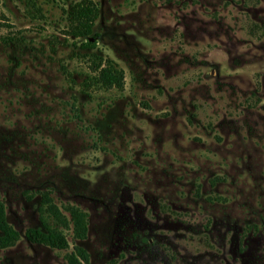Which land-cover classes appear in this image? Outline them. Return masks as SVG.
I'll return each mask as SVG.
<instances>
[{
    "label": "rangeland",
    "instance_id": "rangeland-1",
    "mask_svg": "<svg viewBox=\"0 0 264 264\" xmlns=\"http://www.w3.org/2000/svg\"><path fill=\"white\" fill-rule=\"evenodd\" d=\"M75 1L0 0V264H264V0H93L88 37ZM44 190L66 248L24 236Z\"/></svg>",
    "mask_w": 264,
    "mask_h": 264
},
{
    "label": "trees",
    "instance_id": "trees-1",
    "mask_svg": "<svg viewBox=\"0 0 264 264\" xmlns=\"http://www.w3.org/2000/svg\"><path fill=\"white\" fill-rule=\"evenodd\" d=\"M97 15V7L93 0H76L70 4L66 11L67 24L64 32L74 37H88L92 31L94 18ZM89 43V41H85ZM93 74L84 85L96 84L102 87L121 88L123 85L122 69L117 67L111 60L104 63L97 62L92 66ZM38 217L39 226H27L24 236L31 242L47 244L55 248H66L68 245L62 228L71 224V230L75 237L85 236L87 218L85 211L76 206H66L67 216L53 202L48 191L39 192ZM47 217V218H46ZM51 218L52 222L48 221ZM58 225V226H57ZM18 237V231L10 225L5 216V206L0 198V248L11 245ZM74 251L67 253L68 264H81L87 261L86 250L78 244H74Z\"/></svg>",
    "mask_w": 264,
    "mask_h": 264
}]
</instances>
